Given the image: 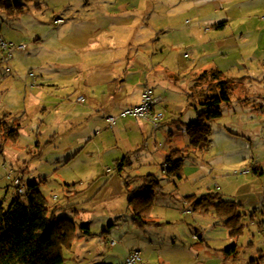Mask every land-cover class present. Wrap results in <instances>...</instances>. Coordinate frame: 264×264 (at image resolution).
Wrapping results in <instances>:
<instances>
[{
	"label": "rangeland",
	"instance_id": "374dc122",
	"mask_svg": "<svg viewBox=\"0 0 264 264\" xmlns=\"http://www.w3.org/2000/svg\"><path fill=\"white\" fill-rule=\"evenodd\" d=\"M175 8L183 16L172 20L182 26L167 31ZM2 41L25 50L5 63L0 48V117L20 124L17 141L3 144L0 199L7 207L14 193L7 174L24 165L25 182L39 184L50 210L69 205L57 216L73 220L80 237L63 249V264H123L135 241L151 237L192 244L195 230L212 223L211 214L184 213L191 195L258 204L254 222V210L247 212L241 243L255 235L264 250V175L261 183L245 176L253 160L264 168V0H0ZM213 69L235 79L230 102L210 123L209 149L184 159L181 180L167 177L164 159L188 149L186 125L205 110L201 93ZM148 79L163 99L155 105L163 113L157 129L122 116L137 106L126 104H140L138 83ZM77 95L84 101L71 108ZM125 157L118 173L114 160ZM147 174L163 188L150 213L162 228L133 224L129 198ZM77 182L83 194L66 198V185Z\"/></svg>",
	"mask_w": 264,
	"mask_h": 264
},
{
	"label": "trees",
	"instance_id": "16d2710c",
	"mask_svg": "<svg viewBox=\"0 0 264 264\" xmlns=\"http://www.w3.org/2000/svg\"><path fill=\"white\" fill-rule=\"evenodd\" d=\"M31 2L34 0H25ZM206 74V73H205ZM207 90L201 93L205 110L200 112L197 120L186 125L188 149H176L164 159L166 176L181 180L184 159L190 154L203 153L210 147V123L221 118L220 106L229 104L235 79H225L217 70L211 72ZM9 117L0 120V156L4 153V142H16L19 137L18 126L9 125ZM127 158L114 161L118 173L122 172ZM139 191L129 198L132 205L133 224L138 228L156 225L151 220L153 195L160 193L162 187L151 175L146 176ZM128 182V181H127ZM126 182V185L128 183ZM76 186L70 185L67 187ZM24 196L14 193L7 207L0 199V264H63V249H71L77 234L75 222L67 217L57 216L58 211L66 207L50 210L45 197L36 183L25 187ZM79 194V193H77ZM76 195V194H75ZM67 198H71L67 195ZM192 212L205 214L214 209L216 217L224 220L231 236H237L242 229L239 206L233 202L223 201L218 194H206L201 197L187 196L184 201ZM81 234L90 236L88 224L79 226ZM233 251V248L226 252Z\"/></svg>",
	"mask_w": 264,
	"mask_h": 264
},
{
	"label": "crops",
	"instance_id": "0c3cea01",
	"mask_svg": "<svg viewBox=\"0 0 264 264\" xmlns=\"http://www.w3.org/2000/svg\"><path fill=\"white\" fill-rule=\"evenodd\" d=\"M166 1V0H165ZM173 1V0H171ZM181 0H175V2H180ZM171 8V7H170ZM175 9H169L166 14V20L164 29L167 31H173L177 32L178 29H180V26H182L181 20L178 22L173 21V18L177 17H182L183 13H175ZM181 19V18H180ZM115 64H118L117 60L112 61ZM130 63V62H127ZM131 63L134 65L135 62L131 61ZM118 66V65H117ZM214 70V69H213ZM212 70V71H213ZM130 71L135 72V69H130ZM205 72V70H202ZM218 71V70H217ZM130 72L125 70L124 74H129ZM124 76L121 80L125 81L127 76ZM151 79L146 80L144 84L142 82H139L138 87H141V90H138L139 92V97L141 98V94L143 89L148 88L147 82L150 81ZM136 86V82H134ZM137 87V88H138ZM136 88V89H137ZM119 89V88H118ZM139 89V88H138ZM161 99V104H163V99L160 96H157ZM140 98L138 101H140ZM116 96H110V102H116L115 101ZM84 101V98H81L80 95H77L72 102V105L70 104V107H73L74 105L80 104L81 102ZM97 103V102H95ZM139 102H135L134 104H126V105H138ZM133 107V106H132ZM7 116L8 115H4ZM2 116V117H4ZM0 117V118H2ZM21 116H18L20 118ZM14 120H9L10 125H16L18 126V131L20 129V124H14ZM17 121V120H16ZM146 122V121H145ZM150 123V122H149ZM148 123V124H149ZM151 124V123H150ZM143 129L147 132V125L142 126ZM96 129L97 126H94ZM88 129V128H87ZM86 129V130H87ZM126 149V146L124 147ZM4 155V153H3ZM2 155V156H3ZM118 159L114 160L117 161ZM125 167V166H124ZM124 167L122 168V171L124 170ZM245 176L246 178L250 179L253 182H262L261 176L264 175V168L262 164L258 160H253L252 162L248 163L245 168ZM163 171V170H162ZM14 177H18L21 179L22 184L26 187L27 184H29L31 181L25 182V175H26V168L25 166H21L17 170H14ZM151 175V174H147ZM35 183V182H33ZM37 184V188L39 187V184ZM80 184V182L74 183ZM74 184H67L68 186L74 185ZM66 185V195L65 197L67 198V195L70 197L75 196V194L80 193L83 194L84 190H81L80 192L76 191V186L68 188ZM141 186V185H140ZM138 186V189L139 187ZM163 188L161 189L160 193H155L154 195H163ZM153 195V196H154ZM243 195H246V191L243 193ZM155 197V196H154ZM154 197H153V202H154ZM221 198V196H220ZM223 201L226 202H233L239 206L238 211L239 215L241 216L240 222L242 224V229L241 232L237 236H231V231L229 230L228 227L225 226V221L221 220L216 217V213L214 215L211 213L212 211L215 212L214 209L209 210L207 213L208 216L211 214V223L212 225L209 227H206L204 232L199 233V230H195L194 235L198 237V239H193V236L191 237L192 244L189 241L184 240V242L179 243V238H176L175 235H172L169 237V240H163V238H148L146 241H135L134 245L132 248H130L126 255L125 259L128 256V253L132 250H137L140 253V259L141 262L140 264H264V250H263V245H256L253 243L255 239V235H253L252 241L247 240V241H242V238L245 234V231L248 227V224L245 223V218L247 215V212H249L251 209H253V213L251 216V221L254 222L257 218V211L256 208L258 207V204H253L252 202H237L232 199H223ZM184 201V198H183ZM244 201V200H243ZM185 204V203H184ZM57 206V205H56ZM59 206V205H58ZM188 210H185L184 213L186 214ZM191 214L192 212L191 209ZM196 213V212H195ZM206 215V216H207ZM189 216V215H187ZM205 216V215H204ZM151 217V216H150ZM151 220H153L156 225H151V226H146L144 228L140 229H146V228H162L163 227V222H157L151 217ZM202 230L204 228L200 227ZM211 228V229H210ZM249 229V227H248ZM259 229L264 230V224L259 225ZM260 239L263 241L264 237ZM259 239V240H260ZM172 242V244H170ZM112 244V243H111ZM114 244V242H113ZM112 244V245H113ZM233 248V251L226 252V250ZM247 254V255H245ZM241 255H244L243 257ZM240 261V262H239ZM124 264V262H123Z\"/></svg>",
	"mask_w": 264,
	"mask_h": 264
},
{
	"label": "built area",
	"instance_id": "2783aa9c",
	"mask_svg": "<svg viewBox=\"0 0 264 264\" xmlns=\"http://www.w3.org/2000/svg\"><path fill=\"white\" fill-rule=\"evenodd\" d=\"M62 20H58L57 22H60ZM1 51L4 53V57L2 59V62L7 63L9 61V58L11 57L12 53L14 51H24L25 46L23 45H13V44H7L6 42H1L0 44ZM161 99L157 96H154L152 92L149 90V88H145L142 91L141 94V100L140 104H138L134 108H130L126 110L122 116H135L140 119H144L151 123L153 126V129H157L159 122L163 119V113H156L155 112V105L157 103H160ZM115 118L109 117L107 118V122L110 125H113L115 123ZM110 169H107V173H110ZM7 178L12 181L13 186L17 187V193L20 196H24L26 189L25 186L22 184L21 179L18 177H14V174L12 172H8ZM187 213L191 211L187 209ZM193 239H198V237L195 235L193 236ZM113 244V242H112ZM140 253L137 250H132L128 253V256L125 259L124 264H140Z\"/></svg>",
	"mask_w": 264,
	"mask_h": 264
}]
</instances>
